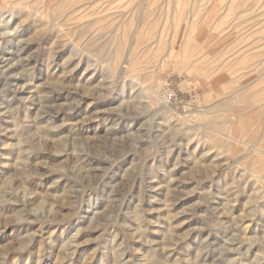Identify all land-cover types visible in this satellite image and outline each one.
Returning <instances> with one entry per match:
<instances>
[{"label": "rangeland", "instance_id": "374dc122", "mask_svg": "<svg viewBox=\"0 0 264 264\" xmlns=\"http://www.w3.org/2000/svg\"><path fill=\"white\" fill-rule=\"evenodd\" d=\"M263 97L264 0H0V264H264Z\"/></svg>", "mask_w": 264, "mask_h": 264}, {"label": "built area", "instance_id": "2783aa9c", "mask_svg": "<svg viewBox=\"0 0 264 264\" xmlns=\"http://www.w3.org/2000/svg\"><path fill=\"white\" fill-rule=\"evenodd\" d=\"M164 89V94L163 97L166 101V103L168 104H173L175 100H177V95L175 92H173L170 88H169V83L166 82L163 86Z\"/></svg>", "mask_w": 264, "mask_h": 264}, {"label": "bare ground", "instance_id": "6f19581e", "mask_svg": "<svg viewBox=\"0 0 264 264\" xmlns=\"http://www.w3.org/2000/svg\"><path fill=\"white\" fill-rule=\"evenodd\" d=\"M92 4V3H91ZM95 4V3H94ZM80 8V7H79ZM138 52V51H137ZM137 52L135 53L134 52V54H136V56H137ZM133 54V55H134ZM137 61V60H136ZM135 62V61H134ZM134 67V66H133ZM138 67H140V64H139V66ZM133 69V68H132ZM139 69H141V68H139ZM138 69V70H139ZM133 71H134V69H133ZM135 72H136V69H135ZM152 77H153V75H152ZM147 85V84H146ZM145 86V85H144ZM146 91H149V93H152V87H145L144 88ZM257 95H259V94H257ZM167 104V103H166ZM240 106V105H239ZM241 107V106H240ZM256 107V106H255ZM257 108H258V112H259V114L260 115H263L264 114V97L257 103ZM257 114V116L256 117H258V113H256ZM260 117V116H259ZM258 117V118H259ZM258 118H257V120H258ZM254 122H256V119H255V121ZM243 126H245L244 124H243ZM245 129V128H244ZM258 157V156H257Z\"/></svg>", "mask_w": 264, "mask_h": 264}]
</instances>
